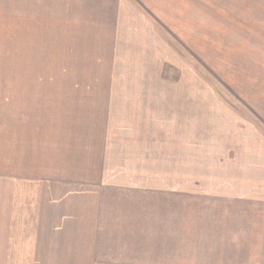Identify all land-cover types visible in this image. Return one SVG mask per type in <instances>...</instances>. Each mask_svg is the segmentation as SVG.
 I'll list each match as a JSON object with an SVG mask.
<instances>
[{
  "label": "rangeland",
  "instance_id": "374dc122",
  "mask_svg": "<svg viewBox=\"0 0 264 264\" xmlns=\"http://www.w3.org/2000/svg\"><path fill=\"white\" fill-rule=\"evenodd\" d=\"M121 5L131 16V35H32V0H0L5 15L0 18V131L5 141H14L19 129L32 131V81H99L107 84L102 91L111 102L104 113L107 103L100 104L101 123L109 117V128L116 129L111 138L119 135L120 140L104 157L108 168L119 164V176L130 175L125 161L146 157L154 160L149 175L159 171L170 181L179 179L182 190H189L192 180L197 190L215 186L236 196L240 181L245 190L254 186L247 180L262 183L264 0H122ZM249 121L254 130L247 132ZM257 137L261 163L243 166L237 147ZM16 143L17 150L4 148L9 162L0 155V175H5L0 177V264H84L79 249L60 246L61 234L51 233L46 241L32 230V161L16 159L23 152L21 140ZM162 144L165 149L159 151ZM164 218L166 225L172 223ZM194 230L182 217L171 232L181 240L177 264H189ZM236 248L228 257L209 255L198 264H264L259 261L264 249H255L254 260L252 253L247 258ZM117 256L103 255L97 264L131 260L126 251Z\"/></svg>",
  "mask_w": 264,
  "mask_h": 264
},
{
  "label": "crops",
  "instance_id": "0c3cea01",
  "mask_svg": "<svg viewBox=\"0 0 264 264\" xmlns=\"http://www.w3.org/2000/svg\"><path fill=\"white\" fill-rule=\"evenodd\" d=\"M121 4L122 0H32V35H131V16ZM4 17L0 6V18ZM98 82L32 81V131L30 127L19 129L11 143L0 131L2 160L7 154L4 148L17 150L16 141L20 144L21 140L23 152L21 155L18 151L16 159L32 161V191H28L32 194V230L45 236L46 241L52 238L51 233L61 234L59 240L65 243L60 246L79 249L84 264H97L103 255L118 257L123 251L131 256L129 264H177L181 263L177 257L181 240L171 232L186 217L195 229V241L191 237L189 243V261L185 260L189 264L204 263L209 255L228 257L236 247L241 255L249 258L252 253L256 260L255 249H264V181L259 184L255 179L247 180L245 183L254 186L246 190L240 181L236 196L215 186L197 190L192 180L187 182L189 190H182L179 179L175 183L159 171L149 175L148 167H153L154 160L146 157L144 161H125L130 175L119 176V164L108 168L105 159L120 140L119 135L111 138L116 129L109 128V117L101 123L100 104L107 103L104 113L109 112L111 102L102 91L107 84L102 87ZM189 110L191 114L190 106ZM192 111L195 114V108ZM124 123L121 119V125ZM248 123L250 132L254 127ZM191 135H195L194 130L188 134V141ZM257 139L238 145L243 166L254 168L261 163L255 153L260 148ZM144 141H149L147 135ZM153 141L159 146L162 142L157 138ZM161 147L159 151H164L165 146ZM113 154L118 157L119 151ZM5 159L9 162L7 155ZM75 167L77 172L69 170ZM193 187L195 190H191ZM165 216L172 219L170 225L165 224ZM261 254L263 259L259 261L264 262V252Z\"/></svg>",
  "mask_w": 264,
  "mask_h": 264
}]
</instances>
